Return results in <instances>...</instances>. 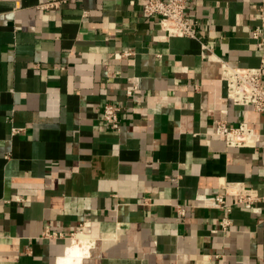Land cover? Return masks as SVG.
<instances>
[{
  "label": "crops",
  "instance_id": "1",
  "mask_svg": "<svg viewBox=\"0 0 264 264\" xmlns=\"http://www.w3.org/2000/svg\"><path fill=\"white\" fill-rule=\"evenodd\" d=\"M48 1L0 0V264H264V214L236 206L224 232L195 201L223 182L264 191V137L211 134L225 120L264 136L221 78V59L261 64L264 0H189L196 38L170 39L143 0Z\"/></svg>",
  "mask_w": 264,
  "mask_h": 264
},
{
  "label": "built area",
  "instance_id": "2",
  "mask_svg": "<svg viewBox=\"0 0 264 264\" xmlns=\"http://www.w3.org/2000/svg\"><path fill=\"white\" fill-rule=\"evenodd\" d=\"M63 2L66 0H50L41 7L55 9L59 8ZM142 8L147 16L158 19L160 28L168 39L196 38V22L188 15L189 0H143ZM253 37L258 40L259 46H264V41H259L258 30H255ZM131 54L129 51L124 52V56ZM221 78L226 83L227 99L230 102L236 105H251L257 111L264 112V58L257 67L233 66L230 62L221 59ZM136 90L137 86H132L127 90V96L133 97ZM123 107V104L107 102L102 108L104 121L114 131H120L122 128ZM20 130L22 129H13L15 133ZM211 134L224 138L229 147H256L264 137L247 122L231 126L225 120L216 121ZM220 186L222 192L198 193L195 196L198 205L223 211L219 230L227 232L232 226L230 214L236 206H242L255 214H264V191L259 193L257 189L238 182H223ZM178 212L183 216L186 206L179 205ZM62 236L63 233L58 231L47 230L43 233V237L47 239ZM71 239L75 240V235H72Z\"/></svg>",
  "mask_w": 264,
  "mask_h": 264
},
{
  "label": "bare ground",
  "instance_id": "3",
  "mask_svg": "<svg viewBox=\"0 0 264 264\" xmlns=\"http://www.w3.org/2000/svg\"><path fill=\"white\" fill-rule=\"evenodd\" d=\"M84 242H85V240H84ZM79 242H75V245L71 248V250H70V253H69V255L65 258V260H64V262H70V261H72L73 259H75V260H77V261H75V262H79V259L81 258V256H82V251H81V249H80V247H79ZM85 244H86V242H85ZM88 244V243H87ZM84 248H86L85 246H84ZM88 249V248H87ZM86 252H87V250H86Z\"/></svg>",
  "mask_w": 264,
  "mask_h": 264
}]
</instances>
